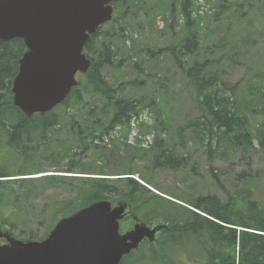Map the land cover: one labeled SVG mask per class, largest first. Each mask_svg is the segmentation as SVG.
I'll use <instances>...</instances> for the list:
<instances>
[{
	"label": "trees",
	"instance_id": "trees-1",
	"mask_svg": "<svg viewBox=\"0 0 264 264\" xmlns=\"http://www.w3.org/2000/svg\"><path fill=\"white\" fill-rule=\"evenodd\" d=\"M134 1L137 3L139 0H113L115 8H123V11L121 16L113 17L108 24L111 27L118 26L119 37L123 36L125 30L126 14L130 8L136 7L133 5ZM179 1V12L184 19V37L181 39V45L177 51L173 47L159 48L156 53L147 49L151 55L169 51L175 62L178 61L179 53L194 54L200 37V19L192 17L194 2L197 0ZM226 3V0H221L214 5L213 16H217L219 10H226ZM172 10L176 11L174 7ZM172 18L174 19L173 12ZM102 28L103 26L98 27L84 46V53L91 60V65L85 73L77 75L78 86L71 89L62 105L45 114H34L30 117L13 104L11 91L12 80L18 73L19 60L27 51V47L21 38L0 40L1 228L18 238L23 236L25 240L42 239L60 218L92 202L108 200L111 203H126L130 214L137 216L142 223L149 226L161 225L155 238L151 241L145 240L137 250L147 249L149 257H154L151 254L162 248L196 245L203 254V260L199 264H264V201L251 197L253 190L249 184L250 180H243L245 186L242 189L234 185V191L230 192L223 187L214 171L211 176L224 190L225 200L213 194L188 196L168 190L163 192L167 197L161 196L150 192L146 186L130 176L115 179L81 176L72 177V181H68V178L62 175H45L42 178L45 184L59 187L74 184V194L65 199H54L42 208L38 218L43 220L40 225L43 231L40 236L35 235L30 217L23 208L35 195L38 188L37 179L15 177L41 170V167L33 164V159L39 153L46 152V149L42 148L50 140V131L64 128L63 120L66 121L64 130L68 146L60 148L59 154L68 152L71 148H81V152H95V149L99 148V153H105V149L100 148L95 141H100L118 127L129 130L132 120L138 119L144 108L151 111L156 109L154 122L151 125L140 122L139 128L145 132H158L161 126H166L154 99H134L118 95L116 88L102 75L104 67H119L122 64V59L115 60L113 35H102ZM206 64L207 62H194L184 70L191 84L194 100L201 109L200 116L174 129L178 136L176 140L173 135L171 140L163 137L153 140L148 151L152 165H166L170 168L184 165L185 159L178 157L177 152L185 144L186 130H191L196 135L207 155L209 169L215 156L231 159L236 149L246 150L254 140L264 148V118L258 123L253 134L249 118L245 114L248 108L241 106L239 102L237 84L225 83L217 74L206 70ZM134 67L140 69L137 64H134ZM87 92L98 94L104 100L103 105H87L83 97ZM248 92L254 94L261 105L260 111L264 112V86L256 91L249 88ZM73 103L79 106L78 117L70 114V104ZM58 109H62V113ZM81 166V173L92 174L89 166ZM130 172L131 169L128 168L119 170L116 174L124 175ZM98 174L104 175L102 171ZM17 229L20 230L18 235L15 234ZM127 257L129 256H126L121 264ZM158 258L163 259L164 255ZM168 258L172 260L170 256Z\"/></svg>",
	"mask_w": 264,
	"mask_h": 264
},
{
	"label": "rangeland",
	"instance_id": "rangeland-1",
	"mask_svg": "<svg viewBox=\"0 0 264 264\" xmlns=\"http://www.w3.org/2000/svg\"><path fill=\"white\" fill-rule=\"evenodd\" d=\"M220 1L194 2L192 17L200 19L199 45L194 54L179 53L177 62L169 51L151 55L147 49L156 53L159 48L173 47L177 51L181 45L184 19L179 12V0L134 1L133 5L136 7L130 8L126 14L122 37L118 36V26L111 27L108 23L103 25L101 34L113 35L115 60L122 59V64L119 67H104L102 75L116 88L118 95L134 99H154L166 126H161L158 132H145L139 128L140 122L148 125L154 122L156 109L151 111L144 108L139 118L132 120L129 130L118 127L100 141H95L100 148L105 149V153H99V148L95 152H81V148H71L68 152L59 154L60 148L68 146L64 130L66 121L63 120L64 128L50 131V140L42 148L46 152L39 153L33 159V164L41 167V170L34 174L19 175L37 179L35 195L23 208L30 217L36 236H40L43 231L40 226L43 220L38 218L42 208L54 199H65L74 194V184L61 187L45 184L42 180L45 175H62L68 181L72 177L81 176L110 179L130 176L146 186L150 192L162 196H166L163 192L168 190L188 196L213 194L225 200L224 190L211 176L214 171L223 187L230 192L234 191L235 186L242 189L245 186L243 180H250L253 190L251 197L264 201V148L256 140L246 150L236 149L231 159L215 156L210 169L207 155L191 130L185 131V144L177 152L178 157L185 159L181 167L154 166L151 163V154L148 153L155 138L171 140L173 135L176 140L178 136L174 129L200 116L201 109L194 100L191 84L184 72L194 62H207L206 70L217 74L229 85L237 84L239 102L241 106L248 108L245 114L249 118L253 134L264 118V112L260 111L261 105L254 94L248 92L249 88L256 91L264 86V0H226V10H219L217 16H213L214 5ZM173 7L176 11L172 10ZM122 11L123 8L117 10L114 6L112 17L121 16ZM112 51L114 53L115 50ZM134 64L140 69L135 68ZM83 97L89 106L101 107L104 103L96 93L87 92ZM78 109V104H70L69 111L72 116H79ZM58 111L62 113V109ZM82 164L89 166L92 174L81 173ZM128 168L131 169L129 174H116L117 171ZM100 171L104 175L98 174ZM19 232L17 229L15 234L18 235ZM13 237L25 241L23 236ZM190 247L193 255L186 249L172 247L156 251L151 254L154 257L148 256V250L138 251L127 258L126 264H164L163 259L158 258L162 255L167 257L165 264H172L169 256L174 264H199L203 260L202 252L198 251L196 245Z\"/></svg>",
	"mask_w": 264,
	"mask_h": 264
},
{
	"label": "water",
	"instance_id": "water-1",
	"mask_svg": "<svg viewBox=\"0 0 264 264\" xmlns=\"http://www.w3.org/2000/svg\"><path fill=\"white\" fill-rule=\"evenodd\" d=\"M112 14V0H0V40L21 38L28 49L12 81L14 105L31 116L62 103L91 64L83 53L89 36ZM125 207L93 202L60 219L41 241L0 230V264H119L159 229L135 223L122 232Z\"/></svg>",
	"mask_w": 264,
	"mask_h": 264
}]
</instances>
